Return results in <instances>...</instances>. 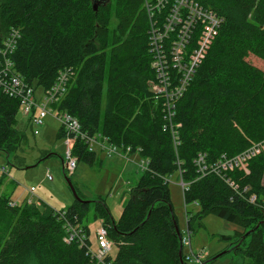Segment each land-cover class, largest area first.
<instances>
[{
	"label": "trees",
	"instance_id": "1",
	"mask_svg": "<svg viewBox=\"0 0 264 264\" xmlns=\"http://www.w3.org/2000/svg\"><path fill=\"white\" fill-rule=\"evenodd\" d=\"M93 1L0 0V34L11 27L21 31L12 70L46 89L60 70L72 67L74 75L55 106L73 115L87 134L106 136L123 150L129 146L147 161L117 220L100 198L74 199L59 210L83 221L80 210L93 203L94 217L104 220L114 241V264H187L168 188L169 176L177 173L184 204L198 205L191 217L186 213L189 234L192 219L213 214L238 227L232 236L221 235L229 241V264H237L233 257L264 264V150L249 160L248 172L210 166L223 154L233 157L264 141V0H196L223 22L177 101L178 145L163 129L150 90L154 72L143 0H108L96 10ZM19 107L17 98L0 89V152L7 159L17 156L24 139L15 126ZM58 133L64 137L62 126ZM97 152L81 139L75 142L78 163L93 165ZM200 153L204 172L196 164ZM9 201L0 196V264H87L83 248L64 242L56 209Z\"/></svg>",
	"mask_w": 264,
	"mask_h": 264
},
{
	"label": "built area",
	"instance_id": "2",
	"mask_svg": "<svg viewBox=\"0 0 264 264\" xmlns=\"http://www.w3.org/2000/svg\"><path fill=\"white\" fill-rule=\"evenodd\" d=\"M143 7L149 22L150 66L154 72V80L150 81V90L154 93V98L158 100L163 129L167 128L170 131L174 144L178 145L180 123L174 119L177 101L188 88L217 35L223 18L211 7L196 0H143ZM20 37L21 31L17 27H11L0 34V89L8 96L19 100L24 115L34 126V134L39 133V127L43 125L44 118L52 114L53 109L56 110L54 117L62 124L66 145L64 169L72 173L77 167L78 157L74 153L77 139H81L89 151L100 150L107 156L116 154L125 157L106 136L99 133L87 134L81 130L79 121L73 115L55 106L65 95L67 83L74 75L72 67L60 70L53 84L44 89L41 100H37L33 85L26 82L20 73L12 70L14 66L12 55ZM130 150L129 146L125 147L126 152ZM262 150H264V141L252 144L233 157L223 154L210 166L213 169L219 167L232 169L237 166L248 172L249 160ZM196 164L200 172L207 169L204 154L200 153L197 156ZM140 168L146 170V160ZM0 173H7V168L0 166ZM46 178L52 179L48 171ZM34 189L31 187L27 190L34 195ZM254 199V195L249 198L251 202ZM35 202L32 197L27 199L28 204ZM8 204L9 206L17 205L12 200ZM56 213L57 218L63 222L64 242H76L80 248H83L87 264H114L112 262L114 241L109 237L102 218H100V225L95 229V238L92 241L89 229L78 214L68 213L66 210H56ZM182 244L187 247L183 255L187 264H204L203 260L207 253L193 250L188 235L183 236Z\"/></svg>",
	"mask_w": 264,
	"mask_h": 264
},
{
	"label": "rangeland",
	"instance_id": "3",
	"mask_svg": "<svg viewBox=\"0 0 264 264\" xmlns=\"http://www.w3.org/2000/svg\"><path fill=\"white\" fill-rule=\"evenodd\" d=\"M115 23L116 16L113 14L110 26L113 27ZM33 87L34 94L40 101L44 88L38 86L36 81ZM155 101L158 103V100ZM55 114L56 110L53 109L52 114L44 118L39 133L34 134V126L24 115L22 106L19 107L15 126L23 132L24 139L17 156L11 153L7 159L6 155L0 152V166L7 168V173H0V196H10V200L20 204L31 197L27 189L35 186L36 193L32 198L37 206L46 205L56 210L68 208L75 199L67 181L69 178L79 197L84 200L102 199L112 218L117 220L122 206L130 197L131 188L136 185L138 177L143 173L140 165L145 160L138 152H125L118 147L125 157L116 154L109 157L100 151L104 156L99 155V159H94L93 165L79 162L74 172L68 173L63 166L66 145L64 137L59 136L58 133L62 124L54 117ZM20 160L22 166L14 164ZM47 171L53 177L52 180L46 178ZM9 181L11 183H8ZM6 183H8L7 188H5ZM168 188L181 234L188 235L193 250L207 253L204 259L209 261L206 264H229L232 259L231 252H225L229 241L222 239L221 235L232 236L234 225L213 214H207L201 219L191 220L192 229L189 234L186 225L187 215L191 217L197 206L193 203L184 204L182 185L177 173L169 176ZM80 211L84 224L89 227L90 239L94 241L95 229L100 225V218L94 217L93 203L89 204L87 210ZM183 250L186 251L187 247L184 246ZM222 252L225 253L218 255ZM114 253L115 248L112 249V254ZM215 256V259L210 260ZM233 258L236 259L237 264H248L246 258Z\"/></svg>",
	"mask_w": 264,
	"mask_h": 264
},
{
	"label": "water",
	"instance_id": "4",
	"mask_svg": "<svg viewBox=\"0 0 264 264\" xmlns=\"http://www.w3.org/2000/svg\"><path fill=\"white\" fill-rule=\"evenodd\" d=\"M108 0H94L93 1V3H92V5H93V9L94 10H96L97 9V7H98V5H100V4H104V3H106ZM67 181H68V183H69V185H70V187H71V189H72V192H73V195H74V197L76 198V199H79V200H82L83 201V199H81L78 195H77V193H76V191H75V189H74V187H73V185H72V183L67 179ZM175 223V229H176V231H177V233H179V236H180V230H179V228H178V226H177V223L176 222H174ZM223 253V252H222ZM179 255H180V259L182 260V258H181V256H182V245L180 246V249H179ZM219 255V254H218ZM218 255H216V256H218ZM215 256V257H216Z\"/></svg>",
	"mask_w": 264,
	"mask_h": 264
},
{
	"label": "crops",
	"instance_id": "5",
	"mask_svg": "<svg viewBox=\"0 0 264 264\" xmlns=\"http://www.w3.org/2000/svg\"><path fill=\"white\" fill-rule=\"evenodd\" d=\"M96 157H95V159H99L98 157H99V155H102V156H104L103 154H102V152H97L96 154ZM105 156H107V155H105ZM109 157H111V156H109ZM124 159V158H123ZM22 166V165H21ZM8 183H11L10 181L8 182ZM8 183H6V186H5V188H7V184ZM31 187H34L35 189H34V192L36 193V187L35 186H31ZM31 187H29V188H31ZM28 188V189H29ZM10 197V196H9ZM27 200V199H26ZM193 204H195V206H197V209L195 210V212L198 210V205L196 204V203H193ZM194 212V213H195ZM186 216V215H185ZM233 224V223H232ZM234 225V224H233ZM238 229V227L236 226V225H234V229L233 230H237Z\"/></svg>",
	"mask_w": 264,
	"mask_h": 264
},
{
	"label": "bare ground",
	"instance_id": "6",
	"mask_svg": "<svg viewBox=\"0 0 264 264\" xmlns=\"http://www.w3.org/2000/svg\"><path fill=\"white\" fill-rule=\"evenodd\" d=\"M113 144H114V143H113ZM117 148H118V146H117ZM97 151H100V150H97ZM122 151H125V149H124V150L122 149ZM125 152H126V151H125ZM129 152H130V151H129ZM124 155H125V154H124ZM77 165H78V163H77ZM76 168H77V167H76ZM76 168H75V169H76ZM73 172H74V171H73ZM73 172H72V173H73ZM52 178H53V177H52ZM48 180H49V179H48ZM50 180H52V179H50ZM69 181H70V180H69ZM181 185H182V188H183V187H184V183H183L182 181H181ZM34 195H35V192H34ZM34 195L31 194V197L34 196ZM33 199H34V198H33ZM75 199H76V198H75ZM26 202H27V200H26ZM16 203H17V202H16ZM30 204H32V203H30ZM33 204L37 205L36 202L33 203ZM82 222H83V221H82ZM83 223H84V222H83ZM203 263H205V259L203 260Z\"/></svg>",
	"mask_w": 264,
	"mask_h": 264
}]
</instances>
